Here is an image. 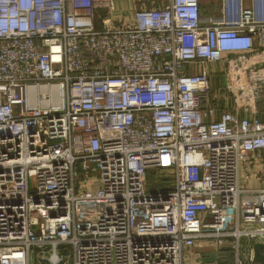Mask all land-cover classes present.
<instances>
[{"label": "built area", "instance_id": "1", "mask_svg": "<svg viewBox=\"0 0 264 264\" xmlns=\"http://www.w3.org/2000/svg\"><path fill=\"white\" fill-rule=\"evenodd\" d=\"M244 1L206 22L199 0H0V264H251L264 0Z\"/></svg>", "mask_w": 264, "mask_h": 264}, {"label": "rangeland", "instance_id": "2", "mask_svg": "<svg viewBox=\"0 0 264 264\" xmlns=\"http://www.w3.org/2000/svg\"><path fill=\"white\" fill-rule=\"evenodd\" d=\"M115 4L117 6V8L119 7V9L116 10V15L120 16L122 15V13L124 12L125 16L126 15H130V12L128 11L130 8H143V7H158L163 5L165 2H167V0H114ZM259 111H261V113H263L264 116V104L259 103L257 105ZM79 167V165H78ZM90 176H92V173H89ZM166 179H168L167 176L161 174L160 171L157 170H149L147 172V181H148V191L149 192H156L161 190L163 187H171V183H168V181H165ZM245 245H246V240L245 239H241L240 242V254L243 255V252L245 250ZM204 248H208L210 250L213 249V243H209V246H204ZM193 249H186L184 252V261L185 264H191V260H193L194 258V254H193ZM233 249H231L232 251ZM207 251V250H206ZM233 252V258L231 259L232 264H234V251ZM205 257V256H204ZM243 259V258H242Z\"/></svg>", "mask_w": 264, "mask_h": 264}, {"label": "crops", "instance_id": "3", "mask_svg": "<svg viewBox=\"0 0 264 264\" xmlns=\"http://www.w3.org/2000/svg\"><path fill=\"white\" fill-rule=\"evenodd\" d=\"M219 1L220 0H199L200 15L204 21L210 22L211 20L216 19V17L218 16ZM244 2L246 5L249 4V0H245ZM262 157L263 159H261ZM263 177H264V152L260 154V159L254 157L249 162L242 165L240 181L242 185L246 187H255L260 185L259 182ZM199 252L201 253V251ZM202 254L205 256L204 257L205 262L214 260V254L212 253V250H207V251L204 250Z\"/></svg>", "mask_w": 264, "mask_h": 264}, {"label": "trees", "instance_id": "4", "mask_svg": "<svg viewBox=\"0 0 264 264\" xmlns=\"http://www.w3.org/2000/svg\"><path fill=\"white\" fill-rule=\"evenodd\" d=\"M156 170L160 171L161 174L167 176L168 179H166L165 181H168V183L172 184V177H173L172 169L160 168ZM218 256H219L218 262L220 264H232L231 259L233 258V252L231 251L230 247H224L221 250H219Z\"/></svg>", "mask_w": 264, "mask_h": 264}, {"label": "water", "instance_id": "5", "mask_svg": "<svg viewBox=\"0 0 264 264\" xmlns=\"http://www.w3.org/2000/svg\"><path fill=\"white\" fill-rule=\"evenodd\" d=\"M251 264H264V243H253Z\"/></svg>", "mask_w": 264, "mask_h": 264}]
</instances>
